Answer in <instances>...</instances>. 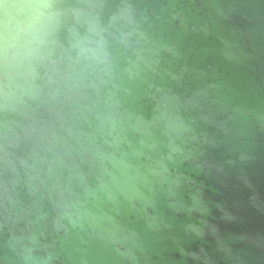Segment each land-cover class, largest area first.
Masks as SVG:
<instances>
[{
  "label": "water",
  "instance_id": "1",
  "mask_svg": "<svg viewBox=\"0 0 264 264\" xmlns=\"http://www.w3.org/2000/svg\"><path fill=\"white\" fill-rule=\"evenodd\" d=\"M0 264H264V0H0Z\"/></svg>",
  "mask_w": 264,
  "mask_h": 264
}]
</instances>
